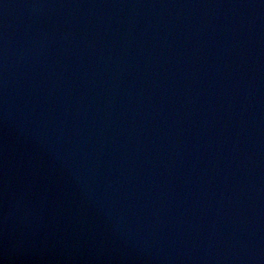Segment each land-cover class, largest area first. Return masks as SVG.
<instances>
[{
	"label": "water",
	"instance_id": "obj_1",
	"mask_svg": "<svg viewBox=\"0 0 264 264\" xmlns=\"http://www.w3.org/2000/svg\"><path fill=\"white\" fill-rule=\"evenodd\" d=\"M0 264H264V0H0Z\"/></svg>",
	"mask_w": 264,
	"mask_h": 264
}]
</instances>
